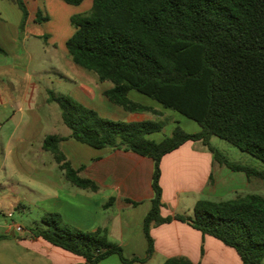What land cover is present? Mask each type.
<instances>
[{
	"label": "trees",
	"instance_id": "trees-1",
	"mask_svg": "<svg viewBox=\"0 0 264 264\" xmlns=\"http://www.w3.org/2000/svg\"><path fill=\"white\" fill-rule=\"evenodd\" d=\"M11 1L22 11L24 29L27 4ZM62 1L79 6L85 0ZM40 16L38 22L48 21ZM71 25L75 32L66 48L75 65L96 73L100 82L113 84L104 93L112 104L158 120L110 121L70 96L49 91V102L58 105L71 133L47 136L43 148L71 184L95 193L99 186L81 176L84 167L72 166L61 150L62 142L70 139L153 160L154 198L143 223L147 255L128 258L106 229L84 231L56 213L44 214L45 227L30 228L22 239H41L84 258L85 264H99L112 255L123 264H145L155 254L152 229L178 221L233 249L243 264H264V195L200 200L192 215L164 217L160 184L163 158L189 142L202 143L221 166L264 183V169L231 162L211 144L218 137L264 163V0H93L89 12L71 17ZM0 55H7L1 46ZM132 92L195 121L201 130L188 133L177 126L159 143L149 139L165 128V112L132 100ZM164 264L195 263L176 256Z\"/></svg>",
	"mask_w": 264,
	"mask_h": 264
},
{
	"label": "crops",
	"instance_id": "crops-1",
	"mask_svg": "<svg viewBox=\"0 0 264 264\" xmlns=\"http://www.w3.org/2000/svg\"><path fill=\"white\" fill-rule=\"evenodd\" d=\"M25 2L28 7L27 0ZM35 3L33 11L28 7L29 17L25 29L30 24H36L38 22L36 20L38 14L41 15V18H48V22L50 21L48 13L43 14L41 11H38L36 15L37 11L35 10H40V8L37 0H35ZM56 4L63 8L69 5L62 0H56ZM73 15L75 14L70 13L68 16L70 24ZM74 32L75 29L70 30L69 28L66 36L62 39V45L55 44L54 49L55 51H59L60 56L57 59V63L63 69V72L59 73V82H73L76 80L75 88L69 90L68 94L60 95L54 90L47 89L46 94L48 98H45L44 103L46 106L53 104L48 100L49 91H52L56 96H70L99 113L95 107L89 105L97 97L95 92L96 78L85 74V72H80V67L75 65L66 48V42L72 37ZM48 36L41 33L37 34V37L41 38L48 39ZM16 58L20 60L21 57L17 56ZM54 63L53 65H55ZM16 66L14 64L12 68L9 65L6 67L14 70ZM3 69L4 67L0 68V73ZM70 74L72 76L75 75V79H72L73 77H70ZM111 88L103 89L101 96L107 99L104 93ZM43 89V86L35 81H30L25 86L22 98L25 106L20 107L19 111L22 113L21 118H24V114L27 113L29 120L25 124V133L23 132L24 134L17 139L19 125L11 131L6 144H3V137L0 135V152L2 149L5 154L4 160L1 161L0 159V170L1 168L7 169L10 166H8L10 162H13L15 166L22 170L31 166L27 154H31L30 148H32L34 139H29L28 134L40 129L41 124V131L43 130V117L37 114L35 110V100ZM1 91L0 88V101L2 97ZM132 93L130 94L132 100L164 111L157 106L146 103V100L143 98L136 100L132 96ZM109 103L111 102L109 101ZM125 113L128 116H122L128 119V122L147 121L144 118V114H131L126 111ZM149 115L155 118L152 114ZM10 120H14V115L10 117ZM33 123L35 124L33 125ZM2 128L3 125L0 122V132ZM199 131L197 130L193 133H198ZM70 133L66 132L64 135L55 133L51 135L69 137ZM47 136L40 133L37 137L40 143L38 153L41 156L47 153L43 148V142ZM196 143L198 142H189L177 151L168 154L162 160L160 184L163 190V202L165 204V207L162 209V215L164 217L175 214L192 215L195 205L200 200L222 202L230 197L235 199L248 194H258L255 192L257 179H248L246 174L241 175L243 174L242 172H236L237 174L231 176L222 170L224 166L221 165H219V170H216V161L213 158V154L206 149L207 147L205 148L204 146L199 152L193 151ZM61 150L75 169L84 167L80 173L81 176L93 180L99 186V191L95 193L74 186L66 179L64 172L59 168L61 170L60 176H42L38 179V183L46 189L45 194L41 196L45 214H59L66 223L88 232L95 231L99 228L106 229L109 239L121 246L124 249L125 255L127 254V250H130V253L127 255L128 258L133 256L145 258L148 243L143 232V223L152 208V200L154 198L152 185L154 174L153 160L133 152L112 150L109 148L95 149L70 139L61 143ZM26 162L29 165H26ZM175 177L182 181V186L178 185L179 188L172 184V180ZM184 193L187 196H183ZM189 195L191 197L193 196V199ZM110 201H113L112 206L105 207ZM131 202H135L137 205ZM12 205L14 208L21 209L22 211L26 209L25 206L16 200L12 201ZM182 206H184L183 210L181 209ZM179 210H182L181 213H179ZM18 227L21 226L15 222L9 224L6 227V231L0 235L5 237V239L0 241V244L8 245L6 243L9 242L10 238H13L18 244L24 246L26 250H34L37 254L43 255L46 258L51 259L55 256L56 258L65 259L67 264L86 263L84 258L65 252L41 239H22L21 236L17 235V232H23L24 229L21 227L22 231H18ZM151 235L155 241V254L145 264H149L154 260L160 251V246L165 256V259L160 264H164L166 259L176 256H185L195 264H243L233 249L212 237H203L200 232L178 221L153 228ZM55 262L58 263V261ZM99 264L123 263L117 255H112Z\"/></svg>",
	"mask_w": 264,
	"mask_h": 264
},
{
	"label": "rangeland",
	"instance_id": "rangeland-1",
	"mask_svg": "<svg viewBox=\"0 0 264 264\" xmlns=\"http://www.w3.org/2000/svg\"><path fill=\"white\" fill-rule=\"evenodd\" d=\"M27 3L31 11H33L34 4H36L35 0H27ZM37 3L40 10H35L37 11L36 15L38 11H41L43 14L48 13L50 21L43 20L36 24H30L27 29H21L20 25L23 18L22 11L13 1L0 0V46L7 52V55H0V68L4 67L3 71L0 73V88L2 90L0 122L3 125L0 135L3 137V144L7 143L11 131L17 128L18 125L19 133L16 139L25 133V124L29 118L27 113L24 114V118H21L22 113L19 109L25 106L22 98L27 83L30 81L39 82L44 88L35 100V110L37 114L43 117V130L41 131V124L40 129L28 134L29 139H34L32 148H30L31 154H27L31 166L22 170L15 166L13 162H10V164H8V166H10L7 169L1 168L0 170V235L6 231V227L12 222H15L24 229L23 232H17V235L21 237H24L30 228L45 227L42 221L45 212L43 210L41 196L45 194L46 189L38 183V179L42 176H60L61 170L50 152L44 153L42 156L38 153L40 143L37 137L40 133L47 136L55 133L64 135V133L70 132L62 121L61 110L58 105L54 103L49 106L45 105L44 100L48 98L46 90H54L58 95L68 94L69 90L75 88L76 82V80L73 82H59V73L63 72V69L59 67L57 63V59H59L60 55L59 51H55L54 45H62V39L66 36L67 30H69V28L70 30H74V27L68 20L70 13H74L75 15L86 13L93 7V0H85L79 6L66 5L68 7L64 8L59 7L56 4V0H37ZM40 33L46 36L49 35V40L44 37H37V34ZM27 35H29V37H27ZM17 56L21 57L20 60H17ZM52 62H55V65H53ZM14 64L17 65L14 70L6 67L9 65V67L12 68ZM26 65H28L27 68H25ZM79 70L97 80L95 86L97 97L94 102H90L91 104L89 105L95 107L105 119L115 122H128L129 120L125 119L128 114L125 113L121 107L109 103L107 99L101 96V91L111 88L113 84L111 82H100L97 74L92 71H87L82 68ZM69 76L73 77L72 79L76 77L71 74ZM132 96L136 100H138V98H143L146 100V103L162 109L157 102L146 96L136 92H133ZM111 108L115 109L112 110ZM164 112L165 119L167 120L165 128L162 132L152 134L149 137L156 142H160L165 137L171 136L173 130L177 126H180L188 133L201 130L200 126L195 121L175 111L164 110ZM13 115L14 120L9 121L10 117ZM144 118L147 121L158 120L157 118H152L149 114H144ZM34 124L35 123H33V125ZM211 144L221 151L231 162L255 167L257 169H264V163L262 161L218 137H213ZM203 148L204 145L198 142L194 145L193 151L199 152ZM206 149L208 150V148ZM4 155L1 149V161L4 160ZM26 165H29V163L26 162ZM215 165L216 170H219L220 164L216 162ZM222 168V170L231 176L237 174L225 166ZM176 171L178 172V170ZM241 175H244V173ZM172 184L179 188L178 185L182 186V181L175 177V179L172 180ZM255 192L264 195L262 181H256ZM183 196H187V194L184 193ZM192 197L190 196L191 199H193ZM230 199H233V197L227 198L224 201ZM14 200L19 201L26 209L22 211L21 209L14 208L12 205V201ZM183 207L184 206L181 208L182 210ZM182 210H179V213H181ZM9 213L12 214V217H8ZM6 244L8 245L0 244V264H67L65 259L56 258L55 256L50 259L37 254L34 250H26L24 246L18 244L13 238H10L9 242ZM159 249L160 251L157 253L154 260L149 264H160L165 259L161 246ZM129 253L130 250H127L126 257H128L127 255ZM55 261H58V263Z\"/></svg>",
	"mask_w": 264,
	"mask_h": 264
},
{
	"label": "built area",
	"instance_id": "built-area-1",
	"mask_svg": "<svg viewBox=\"0 0 264 264\" xmlns=\"http://www.w3.org/2000/svg\"><path fill=\"white\" fill-rule=\"evenodd\" d=\"M9 217H12V214H9ZM17 230L18 231H22V228L21 227H18Z\"/></svg>",
	"mask_w": 264,
	"mask_h": 264
}]
</instances>
